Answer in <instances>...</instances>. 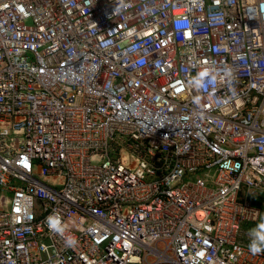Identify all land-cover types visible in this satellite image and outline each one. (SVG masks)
Instances as JSON below:
<instances>
[{"label": "built area", "instance_id": "1", "mask_svg": "<svg viewBox=\"0 0 264 264\" xmlns=\"http://www.w3.org/2000/svg\"><path fill=\"white\" fill-rule=\"evenodd\" d=\"M260 196L264 0H0V264H264Z\"/></svg>", "mask_w": 264, "mask_h": 264}, {"label": "clouds", "instance_id": "2", "mask_svg": "<svg viewBox=\"0 0 264 264\" xmlns=\"http://www.w3.org/2000/svg\"><path fill=\"white\" fill-rule=\"evenodd\" d=\"M208 75V71L205 70L200 72L198 76L195 78V82L198 86L201 85L204 77ZM49 228L54 232L62 231L60 226V219L58 217H50ZM249 244L248 250L251 254L257 255L260 253H264V218H262L254 228L249 230Z\"/></svg>", "mask_w": 264, "mask_h": 264}, {"label": "rangeland", "instance_id": "3", "mask_svg": "<svg viewBox=\"0 0 264 264\" xmlns=\"http://www.w3.org/2000/svg\"><path fill=\"white\" fill-rule=\"evenodd\" d=\"M254 204L261 208L262 212L264 213V196L255 197L253 200Z\"/></svg>", "mask_w": 264, "mask_h": 264}]
</instances>
